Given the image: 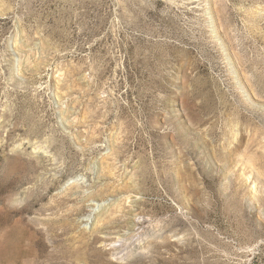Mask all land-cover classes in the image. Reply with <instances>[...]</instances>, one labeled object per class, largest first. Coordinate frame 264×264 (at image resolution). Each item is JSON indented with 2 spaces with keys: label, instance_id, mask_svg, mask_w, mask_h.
Returning <instances> with one entry per match:
<instances>
[{
  "label": "rangeland",
  "instance_id": "rangeland-1",
  "mask_svg": "<svg viewBox=\"0 0 264 264\" xmlns=\"http://www.w3.org/2000/svg\"><path fill=\"white\" fill-rule=\"evenodd\" d=\"M0 264H264V0H0Z\"/></svg>",
  "mask_w": 264,
  "mask_h": 264
}]
</instances>
